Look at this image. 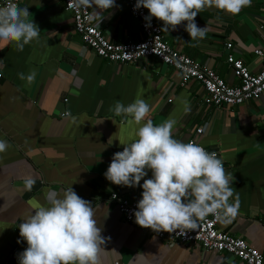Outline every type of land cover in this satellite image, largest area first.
Returning a JSON list of instances; mask_svg holds the SVG:
<instances>
[{
  "label": "crops",
  "instance_id": "0c3cea01",
  "mask_svg": "<svg viewBox=\"0 0 264 264\" xmlns=\"http://www.w3.org/2000/svg\"><path fill=\"white\" fill-rule=\"evenodd\" d=\"M115 4L112 10H97L104 18L99 24L97 17L93 24L111 42L138 41L139 26L125 0ZM18 6L28 8L40 35L23 51L14 44L0 50V139L10 144L0 153V264H18L17 254L27 247L19 224L70 186L96 207L97 227L103 237H110L100 247L98 264H242L225 254L159 240L125 224L109 203L111 193L141 199V187L117 186L104 176L113 154L123 150L121 143L134 140L141 126L109 108L116 101L127 105L138 98L150 106L146 120L159 125L175 119L173 138H194L224 162L234 177L230 186L239 194V209L235 219L219 221L217 229L261 251L264 264L259 223L264 219V93L237 107H205L197 83L181 87L177 74L156 60L115 64L94 56L74 34L60 0H21ZM263 8L264 0H252L238 15L205 8L195 18L198 27H206V36L198 42L185 31L187 22L161 31L172 50L236 86L225 63L224 44L231 45V54L249 72L257 73L262 62L253 51L264 53ZM154 19L162 29L163 22ZM32 69L33 83L18 78L17 73L27 75ZM63 112L71 115L61 117ZM199 127L203 131L195 136ZM150 177L149 170L145 179ZM28 179L34 181L31 190L25 185Z\"/></svg>",
  "mask_w": 264,
  "mask_h": 264
},
{
  "label": "clouds",
  "instance_id": "9594fccd",
  "mask_svg": "<svg viewBox=\"0 0 264 264\" xmlns=\"http://www.w3.org/2000/svg\"><path fill=\"white\" fill-rule=\"evenodd\" d=\"M75 3L80 8H92L89 19L99 17V24L104 17L102 11L97 10L116 7L115 0H75ZM251 3L252 0H136L134 10L141 7L148 10L144 18L148 22L146 27L151 26L153 17L163 22L161 30L165 31L187 22L185 31L191 41L198 42L206 36V27L200 28L195 23L198 13L205 8H216L238 15ZM30 16L27 7L6 0L0 7V50L14 44L17 51H23L25 45L39 41L40 29ZM17 76L31 84L36 71L32 69L27 75L20 72ZM109 111L141 125L134 140L120 142L123 150L113 154L104 173L105 178L117 186L142 188L141 199L133 213L139 227L156 233H172L194 230L197 221L208 215L223 223L235 219L239 194L230 186L234 177L226 172L216 152H208L192 141L173 138L175 119L169 118L159 125L146 120L150 106L142 98L127 105L116 101ZM9 147L7 140L0 139V153ZM149 170L151 177L145 179ZM33 183L32 179L25 181L28 190ZM96 211L72 186L66 188L62 196L51 198L49 206L39 207L19 224V235L27 247L17 254L18 264H98L100 247L110 237L101 235V228L94 219Z\"/></svg>",
  "mask_w": 264,
  "mask_h": 264
},
{
  "label": "built area",
  "instance_id": "2783aa9c",
  "mask_svg": "<svg viewBox=\"0 0 264 264\" xmlns=\"http://www.w3.org/2000/svg\"><path fill=\"white\" fill-rule=\"evenodd\" d=\"M62 8L70 15L72 30L78 36L80 42L87 47L97 58L115 64H136L142 59H153L165 67L170 68L179 78L182 87L189 82L198 84L201 91V104L205 107L232 108L245 102L256 100L264 93V53L256 49L253 54L261 59V66L257 73H251L243 64L242 60L235 58L231 52V45L224 44L226 51L225 63L237 80L238 85H227L214 71L202 66L198 61L192 60L174 50L164 41L161 28L154 17L151 26L144 18L148 16V10L141 7L134 10L136 0H125L127 11L135 19L139 26V40L136 42L116 43L109 41L102 32L95 27L93 20L89 19V8L76 6L75 0H60ZM19 5L21 0H13ZM6 0H0V7ZM264 11V8H263ZM264 41V31L262 32ZM63 103L67 98L62 99ZM169 102V100H167ZM66 112L60 114L66 117ZM203 131L202 127L195 130V136ZM196 142L190 138L185 142ZM198 144V143H197ZM208 152H214L207 150ZM109 203L113 204L122 221L132 227H139L135 223L133 215L136 210L137 200L126 199L116 193L108 197ZM219 220L213 215H208L203 220L197 221L196 229H181L172 233L153 232L151 229L142 228L150 232L159 240H168L181 245L197 247L204 252H214L231 256L242 264H263L262 252L249 247L242 239L233 237L217 229ZM262 239L264 241V219L260 222ZM112 264H120L113 262Z\"/></svg>",
  "mask_w": 264,
  "mask_h": 264
}]
</instances>
